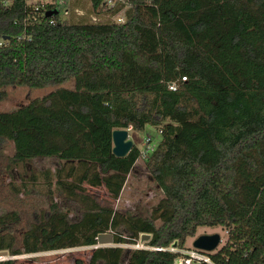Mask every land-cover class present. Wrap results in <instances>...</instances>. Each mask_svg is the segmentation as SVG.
Instances as JSON below:
<instances>
[{
  "label": "trees",
  "instance_id": "1",
  "mask_svg": "<svg viewBox=\"0 0 264 264\" xmlns=\"http://www.w3.org/2000/svg\"><path fill=\"white\" fill-rule=\"evenodd\" d=\"M101 1L92 0L101 21L88 22L0 0V99L7 86L75 82L0 112V145L13 142L16 165L57 158L45 173L51 196L55 185L83 208L72 220L52 202L23 251L0 218V252L91 246L89 264H176L199 227L221 226L228 242L197 250L210 262L194 264H264V0H129L124 23ZM149 124L162 139L145 161L164 197L145 218L101 204L86 185L118 199L142 150L116 156L113 131ZM109 231L117 245L98 246ZM125 232L133 244L149 234L143 244L162 250H127Z\"/></svg>",
  "mask_w": 264,
  "mask_h": 264
},
{
  "label": "rangeland",
  "instance_id": "2",
  "mask_svg": "<svg viewBox=\"0 0 264 264\" xmlns=\"http://www.w3.org/2000/svg\"><path fill=\"white\" fill-rule=\"evenodd\" d=\"M67 8L69 13H61L62 18L72 16L75 20L97 22L101 21L97 12L94 11L92 0H68ZM75 82L71 80L63 85H50L43 88H32L29 86H7L3 88V98L0 99V112L13 111L20 106L27 105L36 98H41L58 87L74 88ZM130 138L143 153L148 148H155L161 141L160 131L147 125L144 130L136 131L132 127L128 128ZM148 139L151 141L148 143ZM15 148L12 141L6 140L0 145V218L6 217L9 222L3 229V234H8L16 238L15 247L24 250L23 238L26 231L43 218L50 215L52 202H57L63 210H68L69 218L77 220L82 212V205L70 200L63 195L55 192V185L51 196L46 181L45 173L50 170L55 172L59 162L57 158L38 157L24 164L16 165L12 159ZM146 157L141 156L135 167L128 175L126 184L118 199H112L104 187L91 188L86 185L88 192L97 196L103 205H111L122 214H133L148 218L152 216L153 208L164 197V192L155 180L146 164ZM35 177V179H34ZM55 180V177H53ZM55 184V181H54ZM17 213L18 222H11L7 218L8 214ZM160 226L161 220L156 221ZM1 229V227H0ZM123 230V229H122ZM113 233L112 231H109ZM219 233L222 237L221 245L216 251L220 250L229 240V233L226 228L219 227H199L193 237L187 239L186 248L183 254L197 251L193 247L194 240L200 235ZM124 237L128 242L120 246L128 249L137 248L142 244L141 239L137 244L129 242V237L125 232ZM117 245L116 243L112 246ZM94 247L79 246L51 251H40L37 253H23L21 255H11L10 252L2 260L12 259L14 264H89ZM175 249V246H173ZM129 257L125 255V261ZM103 264V263H101Z\"/></svg>",
  "mask_w": 264,
  "mask_h": 264
},
{
  "label": "built area",
  "instance_id": "3",
  "mask_svg": "<svg viewBox=\"0 0 264 264\" xmlns=\"http://www.w3.org/2000/svg\"><path fill=\"white\" fill-rule=\"evenodd\" d=\"M27 5L32 6L36 11H44L48 6H54L55 9H60L61 13H69L67 8L68 0H24ZM5 5H8L9 2L5 1ZM129 0H102L98 10L105 9L109 13L108 16H111V19L115 20L117 23H124L126 21V12L130 8ZM183 81L186 80V77L182 78ZM178 84L176 82L171 83L169 88L171 90H176ZM151 139H148V143ZM154 148H148L145 153L142 152V156L147 157L149 153L153 151ZM99 246V245H98ZM137 248H150L155 250H162L159 247H148L143 243L137 245ZM206 261L210 262V259L207 255L199 251H193L186 254L183 257H180L176 260V264H194L196 262Z\"/></svg>",
  "mask_w": 264,
  "mask_h": 264
},
{
  "label": "water",
  "instance_id": "4",
  "mask_svg": "<svg viewBox=\"0 0 264 264\" xmlns=\"http://www.w3.org/2000/svg\"><path fill=\"white\" fill-rule=\"evenodd\" d=\"M57 10L48 12L47 15L50 16L55 14ZM113 152L118 157H125L127 156L132 149L134 148L135 144L134 141L130 138V131L129 129H115L113 131ZM151 238L149 234H142L141 242H145ZM222 237L219 233L215 234H206L200 235L197 237L193 242V247L198 250L207 251V252H215L217 248L221 245ZM115 244V236L111 232H104L98 235V245L99 246H112ZM176 246V244L174 245ZM8 255V251H1L0 252V260L3 257Z\"/></svg>",
  "mask_w": 264,
  "mask_h": 264
}]
</instances>
